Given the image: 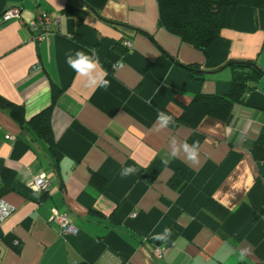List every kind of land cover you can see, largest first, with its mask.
Listing matches in <instances>:
<instances>
[{"label":"crops","instance_id":"0c3cea01","mask_svg":"<svg viewBox=\"0 0 264 264\" xmlns=\"http://www.w3.org/2000/svg\"><path fill=\"white\" fill-rule=\"evenodd\" d=\"M13 6L22 18L4 21ZM43 12L55 22L31 29ZM159 17L157 0H0V197L15 206L0 264H264V73L229 113L208 99L230 93L234 62L264 72V8L239 6L206 52ZM78 50L95 51L107 89L67 65ZM51 106L45 138L35 118ZM184 141H199L198 164ZM56 213L77 232L61 234Z\"/></svg>","mask_w":264,"mask_h":264},{"label":"trees","instance_id":"16d2710c","mask_svg":"<svg viewBox=\"0 0 264 264\" xmlns=\"http://www.w3.org/2000/svg\"><path fill=\"white\" fill-rule=\"evenodd\" d=\"M159 4V23L169 32L179 36L182 41L204 52L219 37L221 30L230 27L239 6L248 5L255 9L264 8V0H157ZM65 15L78 13L77 9L67 6ZM235 74L232 89L225 97H208L217 101L226 112L232 105L243 102L244 93L252 89L250 82L263 74V70L253 62H234ZM59 92L55 89V95ZM213 102V104H215ZM52 106L36 118V129L45 138L52 136L50 115ZM253 154L264 160V136H260L253 147ZM3 175L0 176V180Z\"/></svg>","mask_w":264,"mask_h":264},{"label":"clouds","instance_id":"9594fccd","mask_svg":"<svg viewBox=\"0 0 264 264\" xmlns=\"http://www.w3.org/2000/svg\"><path fill=\"white\" fill-rule=\"evenodd\" d=\"M91 55L83 52L76 51L75 58L72 56H68L66 54V63L67 65L75 71L78 75L87 77L86 86L90 88L102 87L107 89L110 86V81L105 78L106 73L98 63L96 58V53L94 50H90ZM157 120L160 122V127H167L169 124H173L174 120L172 116L167 115L164 112H159L157 115ZM183 148L185 153V158L187 161L192 162L194 164L199 163V155H200V143L199 141H194L191 145L186 141L180 146ZM180 147L175 145V142L172 146V151L169 154L171 158L179 157ZM163 162L165 164L168 163L167 158H163ZM137 169L133 166H129L127 168L121 169L120 175L122 177H127L129 175L135 174ZM171 236V229L165 228L163 233H158L153 235V239L167 241V239ZM245 253H241V259L244 258Z\"/></svg>","mask_w":264,"mask_h":264},{"label":"built area","instance_id":"2783aa9c","mask_svg":"<svg viewBox=\"0 0 264 264\" xmlns=\"http://www.w3.org/2000/svg\"><path fill=\"white\" fill-rule=\"evenodd\" d=\"M22 18V10L20 7L13 6L9 7L3 12L2 19L4 21H10L13 19H21ZM59 19V18H58ZM56 21H59V20ZM55 22L48 12H43L36 20L29 23L31 29H37L39 26H43L45 28H50L51 25ZM44 36V35H43ZM42 38V36H41ZM38 39V37H36ZM127 45H130V42L127 41ZM122 63H118L115 67H120ZM33 185L39 189H48L50 185V181L45 176V174H40L34 177L32 180ZM15 210V206L6 200L0 197V224L7 219ZM53 221L60 227V233L63 235H69L77 232L76 226L71 222L68 216L64 213H56L53 217ZM164 249H157L156 254L158 257H161L164 253Z\"/></svg>","mask_w":264,"mask_h":264}]
</instances>
